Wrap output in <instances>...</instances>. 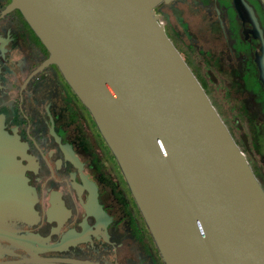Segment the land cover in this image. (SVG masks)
<instances>
[{
    "label": "flooded vegetation",
    "instance_id": "1",
    "mask_svg": "<svg viewBox=\"0 0 264 264\" xmlns=\"http://www.w3.org/2000/svg\"><path fill=\"white\" fill-rule=\"evenodd\" d=\"M155 11L264 188V0H162ZM49 56L22 11L0 0V264H166Z\"/></svg>",
    "mask_w": 264,
    "mask_h": 264
},
{
    "label": "water",
    "instance_id": "2",
    "mask_svg": "<svg viewBox=\"0 0 264 264\" xmlns=\"http://www.w3.org/2000/svg\"><path fill=\"white\" fill-rule=\"evenodd\" d=\"M160 1L12 6L91 112L165 263L264 264V188L167 35Z\"/></svg>",
    "mask_w": 264,
    "mask_h": 264
},
{
    "label": "rangeland",
    "instance_id": "3",
    "mask_svg": "<svg viewBox=\"0 0 264 264\" xmlns=\"http://www.w3.org/2000/svg\"><path fill=\"white\" fill-rule=\"evenodd\" d=\"M212 77H211V79H214V75L212 74L211 75ZM214 95H215V93H214ZM210 96H211V98H212V100H213V102L215 103V100H214V98L212 97V95L210 94ZM215 97V96H214ZM216 105V104H215ZM217 106V105H216Z\"/></svg>",
    "mask_w": 264,
    "mask_h": 264
}]
</instances>
